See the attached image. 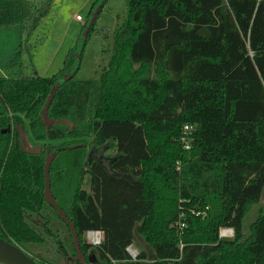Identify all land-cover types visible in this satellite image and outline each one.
<instances>
[{
	"label": "trees",
	"instance_id": "trees-1",
	"mask_svg": "<svg viewBox=\"0 0 264 264\" xmlns=\"http://www.w3.org/2000/svg\"><path fill=\"white\" fill-rule=\"evenodd\" d=\"M54 2L0 0V27L20 29L0 75V238L27 254L51 239L67 253L42 217L54 154L50 191L84 258L85 233L100 231L96 264H264V208L243 232L264 191V0H125L95 79L76 75L106 0L92 4L57 72L34 69L30 39ZM21 125L46 141L40 154L21 147ZM90 137L93 150L113 151L106 162L86 155ZM221 227L233 238H219ZM135 234L147 250L132 260Z\"/></svg>",
	"mask_w": 264,
	"mask_h": 264
},
{
	"label": "rangeland",
	"instance_id": "rangeland-1",
	"mask_svg": "<svg viewBox=\"0 0 264 264\" xmlns=\"http://www.w3.org/2000/svg\"><path fill=\"white\" fill-rule=\"evenodd\" d=\"M35 1L38 2L39 0ZM96 1L100 2L101 0H61L60 2L54 3L50 13L42 20L40 26L30 39V42L35 45L32 63L39 72H43L47 68L46 75L49 76L62 67L63 57L67 49L75 45L76 38L80 33H82L81 36L85 34L87 29L83 31V24L85 23L92 4ZM98 8L99 7H96L94 10L97 11ZM73 13L82 16L83 24H80L72 18ZM126 18L127 6L125 0H106L95 22V29H101V35H90L85 44L80 69L76 75L77 78L95 79L102 75L113 55L115 29L121 26ZM10 35L11 34H7L5 36L0 34V75L7 74L4 65L19 42V39L15 40V38ZM39 39L42 41L36 43V40ZM27 61V58L24 57V63H27ZM27 69H30V67ZM25 72L27 73L29 70ZM24 132L26 133L29 146H40L43 149L46 141L33 139L29 130H25ZM91 139V137L88 138V145L85 151L86 155L99 158L102 162H106V159L113 154V151H105L102 149L93 150ZM57 144L59 145L58 142H51V145ZM81 188L88 190L87 176H84ZM263 208L264 191L260 201L252 205L246 214L243 224L244 233H248L249 226L257 218L259 210ZM189 211L197 216L198 212L194 209ZM42 217H47L50 220V227L52 230L57 233H62L64 241H68L66 243V249L68 255L71 256L73 254V247L71 242H69L68 228L61 222L56 212L49 206L45 207ZM177 225L179 229L182 228L180 226L182 225L180 221ZM181 231L179 232L181 233ZM135 237L138 243L135 242L132 244L131 249L134 248L136 251H139L140 248L147 250L146 244L143 243L141 238L136 234ZM84 239H86L85 235ZM29 251V254L35 258L37 264H71L70 262L68 263L67 257H62L57 245L51 239H47L45 244L33 247Z\"/></svg>",
	"mask_w": 264,
	"mask_h": 264
},
{
	"label": "water",
	"instance_id": "water-1",
	"mask_svg": "<svg viewBox=\"0 0 264 264\" xmlns=\"http://www.w3.org/2000/svg\"><path fill=\"white\" fill-rule=\"evenodd\" d=\"M98 11L94 13L92 16L89 26L92 25L94 21V17ZM44 120L46 123H52L50 119L47 118V116L44 114ZM19 133H20V145L24 149L25 152L30 154H40L42 151V148L40 146L37 147H31L28 145L27 139H26V133L24 132L23 126H19ZM54 158V154H49L46 157L45 165H44V175H45V189H44V197L47 201V203L55 210L58 217L66 222V224L69 227V230L71 232L72 239L74 241L76 250H77V258L79 260L82 259L81 252L78 248V241H77V234L75 232V229L73 227V224L66 218L64 212L58 207L56 202L53 200L51 191H50V181H49V166ZM0 264H37L36 261L27 254L24 250H22L20 247L11 244L3 239L0 238Z\"/></svg>",
	"mask_w": 264,
	"mask_h": 264
},
{
	"label": "built area",
	"instance_id": "built-area-1",
	"mask_svg": "<svg viewBox=\"0 0 264 264\" xmlns=\"http://www.w3.org/2000/svg\"><path fill=\"white\" fill-rule=\"evenodd\" d=\"M75 19L78 22H82V17L80 15H76ZM183 135L181 137L182 146L184 149H189V138L186 136L188 132L191 130V126H184ZM198 214V213H197ZM183 226V224L181 225ZM101 236L102 233L100 231H87L85 233V240L89 245L97 246L101 243ZM234 231L230 227H221L218 231V237L219 238H233ZM126 252L128 256L134 260L138 254V251H136L134 248L131 249V245L126 248Z\"/></svg>",
	"mask_w": 264,
	"mask_h": 264
},
{
	"label": "crops",
	"instance_id": "crops-1",
	"mask_svg": "<svg viewBox=\"0 0 264 264\" xmlns=\"http://www.w3.org/2000/svg\"><path fill=\"white\" fill-rule=\"evenodd\" d=\"M30 1H33L34 3H36L37 1H35V0H30ZM40 1V0H39ZM38 1V2H39ZM61 0H55V2H60ZM37 2V3H38ZM54 2V3H55ZM76 15H78V14H75V13H73V15H72V18H74L75 19V17H76ZM82 17V16H81ZM83 19V18H82ZM76 20V19H75ZM77 21V20H76ZM78 22V21H77ZM80 24L82 23L83 24V21L82 22H79ZM0 34H2V35H7V34H11L10 36H12V37H14L15 38V40H17V39H19V42H18V45L20 44V29H19V26H4V27H0ZM77 39V38H76ZM18 45H16V47L14 48V50H13V52H12V54L14 53V51L16 50V48L18 47ZM74 46H72V47H69L68 49H67V51L70 49V48H73ZM67 51H66V53H67ZM66 53L64 54V57H65V55H66ZM11 54V55H12ZM11 55L9 56V58H8V60L6 61V63L9 61V59H10V57H11ZM64 57H63V60H64ZM33 59V58H32ZM6 63H5V65H6ZM33 64V63H32ZM62 64H63V61H62ZM4 65V66H5ZM34 67V66H33ZM34 69L36 70V72L40 75V76H44V77H48L46 74H47V72H46V70H47V68L43 71V72H39L35 67H34ZM58 71V70H57ZM56 71V72H57ZM54 74V73H53ZM52 75V74H51ZM51 75H49V76H51ZM3 76H6V74H4Z\"/></svg>",
	"mask_w": 264,
	"mask_h": 264
},
{
	"label": "flooded vegetation",
	"instance_id": "flooded-vegetation-1",
	"mask_svg": "<svg viewBox=\"0 0 264 264\" xmlns=\"http://www.w3.org/2000/svg\"><path fill=\"white\" fill-rule=\"evenodd\" d=\"M84 241L86 242L85 239H84ZM94 250H95L94 246L92 248H90V249H86L85 258H84V256H82L83 260H79L77 258V256H75L74 248H73V254L71 256L68 255V252L66 254L61 253V252L60 253H61L63 258L67 257L68 263L70 262L71 264H93V263L96 264L97 263V259L94 256Z\"/></svg>",
	"mask_w": 264,
	"mask_h": 264
}]
</instances>
